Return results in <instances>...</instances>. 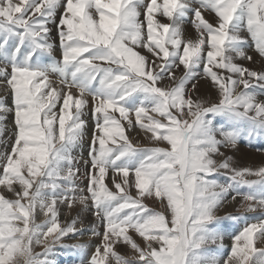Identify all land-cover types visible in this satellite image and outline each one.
<instances>
[{
	"label": "snow or ice",
	"instance_id": "obj_1",
	"mask_svg": "<svg viewBox=\"0 0 264 264\" xmlns=\"http://www.w3.org/2000/svg\"><path fill=\"white\" fill-rule=\"evenodd\" d=\"M61 8L62 55L44 63L41 57H51L54 48L49 24ZM202 10L213 12L218 23ZM188 19L196 39L184 36ZM242 27L264 57V0H0V77L14 105L0 98V126L14 111L16 127L11 151L0 157V186L14 197L0 193V264H55L49 258L55 246L80 231L76 219L61 224L57 205L87 207L89 200L104 227L101 233L92 226L102 239L87 264H219L205 245L222 246L216 211L229 194L242 196L245 211L264 215V166L240 168L231 157L213 158L223 156L221 147L234 148L245 132L250 138L264 133V101L256 94L264 92V71L234 62L233 54L252 60L243 51ZM181 66L177 79L174 69ZM201 67L220 95L207 107L192 97L196 84L191 91L187 87ZM50 72L59 74L58 85ZM166 78L172 85L159 86ZM89 97L94 131L84 161L88 183L79 189L72 153L85 134ZM209 115L228 123L217 128ZM122 121L170 147L135 146ZM220 169L230 173L225 183L212 178ZM110 171L113 188L105 182ZM242 187L248 191L242 193ZM146 197L164 210L149 207ZM37 209L45 217L39 223ZM258 241H264V219L233 237L223 264H264ZM121 242L135 255L120 254ZM34 244L43 245V252H33Z\"/></svg>",
	"mask_w": 264,
	"mask_h": 264
},
{
	"label": "rangeland",
	"instance_id": "obj_2",
	"mask_svg": "<svg viewBox=\"0 0 264 264\" xmlns=\"http://www.w3.org/2000/svg\"><path fill=\"white\" fill-rule=\"evenodd\" d=\"M189 17L191 18V16H189ZM185 22H187L188 24L192 25L191 19H188ZM253 42L254 41H251V42L249 41L248 42V45L246 47H252L255 50V45H254L255 43H253ZM52 51H54L55 53L62 54L61 53V47L58 48V47H55L54 46V48H53ZM44 56L45 55H43L41 57V59ZM0 64L2 65V61H0ZM175 70L176 69H174V71ZM183 71L184 70L181 69L180 73H178L177 75H175L177 79L180 76L183 75ZM59 77L60 76H59L58 73L57 74H54L53 77L49 75V79L51 81H53L54 84L57 83V81L59 80ZM203 77H204L203 68L201 67V69L199 70V75H198L197 79L194 80V81H192V82H190L187 85L188 89L191 91L192 84L193 83H196L198 79H202ZM208 79L211 80L210 78H208ZM172 83H173L172 81H170L169 79L166 78V79H164L162 81V83L159 86H161V87H170L172 85ZM0 84H2L4 87L7 86L3 82V78L2 77H0ZM210 84L213 85V83H210ZM212 87H215V86H212ZM6 88H8V87H6ZM214 89L217 90L216 87ZM75 90H77V89H75ZM9 91H10V89H9ZM261 92L262 91H260V93ZM193 93H192L193 99H198V95H194ZM218 94H219V92H218ZM218 94H217V96H215V98H213L211 100L208 99L207 102H204V106L207 107V106H210V104L218 103L219 102V99H220V95H218ZM262 94L264 95V92H262ZM3 99H4L6 105L9 108H13L14 107V105H13V96H12L11 91H10L8 97L7 98H3ZM89 100H90V103H89V105L87 107L88 110L86 109L85 112H84V119L87 121V125L88 124H91V125L86 126L87 129L85 131L84 136L82 137V140L80 141L79 145L73 149V153H72L73 156L77 160V163H76L75 166L80 169V175L76 178V184H77V187L79 189H86V186H87V183H88L87 179L84 176V172H85V164H84V161L89 160V147H90V144H91V141H92V134H93V131H94V118L92 116V104H91V98L90 97H89ZM6 114L10 118V121L9 122H10L11 126L13 127V138L12 139H7V137H1L2 139L0 138V142L2 144V145H0V157H2V154L3 153L10 152L11 151V147H12V144L14 143L15 132H16V127H15V123H14V119H15L14 111H9ZM152 115L157 116V114H155V113H152ZM116 116H117V118H119V113H116ZM157 118H160V117L157 116ZM184 118L185 119H188L189 122H191V117L185 116ZM132 119L134 121V115L132 116ZM208 119H212L214 126L217 127V128H219L222 125H227V123H228L227 118L226 117H222V116L213 117L212 115H209L208 116ZM122 123L125 124V127H126V135H127L128 134V131H129V128H127V123L124 122V121H122ZM132 128H135V131L136 132L138 131L137 133L138 134L140 133V135H142V137H143V138H141V137L139 138L140 135L137 136V134H136V135H133V137L131 138V136L128 135L129 136L128 138L131 140V142L135 146H138V147H165V148L170 147L166 142H157V141H154L151 138L152 134L149 133V132H146L145 130H142L139 126H136L134 124V126ZM217 137H218V139L221 138L218 132H217ZM5 138L7 139L6 141H5ZM236 144L245 145L246 147L255 149L257 151L258 150H263L264 149V133L255 134V135H253L250 138L247 135V133L245 132L237 140V143ZM227 148L228 147H221L220 149H222L224 152H227V150H228ZM223 154L227 155L228 153H223ZM225 157H223V156H214L213 158L216 159L217 161H220V160H222ZM0 174H2V168H0ZM228 175H230V173H226L225 170L220 169L219 170V174L218 175H214L212 178L217 179L219 183H225L227 181ZM255 178H256L255 176L254 177H251L250 176L247 179H255ZM130 179L131 180H134V174L130 173ZM105 182L108 184V186L110 188H113L114 187L113 186V181H112V173H111V171L109 172L108 177H106V181ZM131 191H132V194L133 195L136 194V190H135L134 187L131 189ZM240 191L243 193V192L248 191V189L242 187ZM0 193H3L6 196V198H9V199L14 198L13 195L11 193H9L4 188V186H0ZM80 194L81 193L78 192L76 194L77 197H79ZM83 194L84 195H87L86 192H84ZM232 196H236V198H241L242 199V196L241 195H237L236 192H231L229 194L228 198L226 199V201L222 204L223 207L221 205L218 208V210L216 211V215H218L219 217L222 218L220 220L219 224L216 226L218 228V230L223 235L222 246H221V241H217L215 244L209 243V244L205 245L206 248H208V249L211 250V254L212 255H215L217 257V259L219 261V264H223L224 260H226L228 258V255H229L230 250H231V245L233 243V237L236 234H238L246 226V224H249V223H252V222L254 223V222H257L260 219H264V215H262L259 210H257L256 212H248V211H245V209H243L241 207L239 209H235V210H231V211H228L227 209H224V206H226V204L230 200L231 201L233 200L232 199ZM144 203L147 204L149 207L155 208L156 210H164L163 207H162V205H161V203L158 200H156L154 197H152V198H148V197L144 198ZM73 208L75 210H73ZM38 210L39 209H37L36 220L39 223V222L43 221L45 217H44V213L43 212H40ZM81 211H83L84 214L86 213L84 216H86L87 219H88V224H87L88 226L87 227L86 226H83L84 227L83 229L82 228L81 229L77 228V229L80 230V231H78L77 234L78 235L80 234V235L83 236L84 234H81V232L82 231H85L84 239L78 240V241L76 240L77 242H75V241L73 242L72 241L73 239H72L71 242H69L70 237L75 238L77 236V234H69L67 237L63 238L62 241L55 246V248H54V254L49 257L50 259H53L55 261V264H80V261L81 260H84L85 264H87L88 258L94 252L95 248L98 245H100V243H101L102 237L99 236V235H93L92 226L93 225H96L97 231L98 232H101V233L103 232V227L104 226L98 220V218L94 215L95 208L92 206V203H91L90 200L88 201L87 207H85L84 205H81L79 202H76V203H74L72 205L71 208H69V206H68L67 203H63L62 204V209L59 210V220H60L61 224H64L65 222H68V221L70 222L72 219H76V220L79 219V215L78 214ZM40 214H43V218L40 217ZM243 217H245V219H243ZM90 220H91V223H90ZM131 234L134 236V238L137 240V242L141 244V246H144L143 245L144 244V241H143L142 238H140L135 233H131ZM87 235H88V237H87ZM76 244H84L85 245V249L83 251H81V250H78V249L72 247V245H76ZM37 246L39 248L35 250V253H41V252H43V250H44L43 249V245H37ZM116 247H117L116 250L120 254L122 253V255H125L127 257H131L132 255H135V253L130 248V246L125 245L122 242L119 243ZM122 249H124V250H122ZM41 258H43V257H41ZM109 264H114V261H111L110 260L109 261Z\"/></svg>",
	"mask_w": 264,
	"mask_h": 264
},
{
	"label": "bare ground",
	"instance_id": "obj_3",
	"mask_svg": "<svg viewBox=\"0 0 264 264\" xmlns=\"http://www.w3.org/2000/svg\"><path fill=\"white\" fill-rule=\"evenodd\" d=\"M13 2L14 3H19L20 0H13ZM159 2H162V0H159ZM202 11H203L204 17L209 22L213 23L214 25L218 23V18L216 17V15L213 12L208 11V10H202ZM62 12H63V9L62 8L61 9H58L57 15H56V22L49 24V29H50V42H52L54 44V46L55 47H58V48H60V37H59V34H58L57 23L59 21V18H60V15H61ZM191 15L192 14L189 13V16H191ZM157 18L160 19L162 22H168L167 19L164 18L163 16H159L158 15ZM140 19L143 20V16H141ZM183 28H184V36H185V38H190V39H196L197 38V33H196V30H195L194 26H192V25L188 24L187 22H185L184 25H183ZM240 35L244 38V40L246 42L243 45V51L245 52L246 56H251L252 57V60L249 61L246 58L237 57V56H235V54H233V56H234V62L235 63H238V64H241V65H243V66H245V67H247L249 69H252V70L264 71V57H262L260 55V53L256 50V48L254 50V48H252V47H246L248 45V42L249 41L250 42L253 41V39H252L251 35L249 34V32L247 31V28L246 27H242L241 32H240ZM138 50L141 51V53L144 54V55H149L146 52V50H144V49H138ZM44 55L45 56L42 58V62H44V63H51L52 57H55V59L59 60L60 57H61L60 55H62V54L55 53L54 51H52V56L51 57H49L48 54H46V53ZM181 69H183V66L179 67L178 69H176L174 71L175 72V75H177L178 73H180ZM54 74H57V73H55V72H50L49 73V75L52 76V77H53ZM225 74H227V73H225ZM59 80H60V77H59ZM59 80L58 81L56 80L57 81V83H56L57 85L59 84ZM210 81L211 80H209L207 77L204 76L202 79H198L197 82L195 83L196 84V90H195V92L193 94L194 95H198V99L203 100V102H207L208 99L211 100V99L215 98V96H217V94H218V90L214 89L215 87H212L214 85L210 84V83H212ZM6 87H8V86H6ZM6 87H4L2 84H0V98H2V97L3 98H7L8 97L10 91ZM242 87L243 86H240V89H242ZM240 89H238V90H240ZM72 91H73V95H78V90L73 89ZM256 94H257V100L258 101H264V95L262 94V92L260 93V90L259 89L256 90ZM5 116H6V118L3 121L2 126H0V138L1 137H7V139H12L13 138V127L11 126V124L9 122L10 121V118L7 116V114ZM88 125H91V124H88ZM86 129H85V131H86ZM137 132L135 131V128H129V131H128L127 136L130 135L131 138H132L133 135H136V134H137V136L140 135V133L138 134ZM140 137L143 138L142 135H140L139 138ZM7 139L5 138V141ZM217 139H218V137H217ZM0 145H2L1 142H0ZM227 149L230 152L228 150H227V152H224L222 149H220V152L221 153H228L227 155L223 154V157H225V156L226 157H231L232 158L233 166H235V167H241V168L249 167V168L256 169V168H259V167L264 166V149L263 148H262L263 150H258L257 151L255 149L246 147L245 145L236 144V146L234 148L233 147H228ZM251 177H254V176H251ZM241 200H242L241 198H236V200H232V201L230 200L231 202L229 201L226 204V206H224V209H227L228 211L235 210V209H239L240 208V204H241ZM57 207H58V212H59V210L62 209V204H58ZM222 207H223V205H222ZM73 210H75V209L73 208ZM38 211H40V210H38ZM40 212H42V211H40ZM85 214H84L83 211H81L78 214L80 220L77 219V221L78 220L79 221H78V223H77L76 226L79 229H81V228L83 229L84 228L83 226H86V227L88 226L87 225L88 224V219H87L86 216H84ZM40 217L43 218V214H40ZM243 219H245V217H243ZM90 223H91V220H90ZM81 234H84L85 235V231H82ZM84 235L82 236L80 234L79 235L77 234V236L75 238L70 237L69 242H71L72 239H73L72 240L73 242L74 241L77 242L78 240H82V239H84ZM87 237H88V235H87ZM32 247H33V252H35V250L39 248L35 244ZM256 247L257 248H264V242L263 241H258L257 244H256ZM122 250H124V249H122Z\"/></svg>",
	"mask_w": 264,
	"mask_h": 264
}]
</instances>
